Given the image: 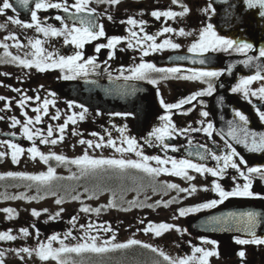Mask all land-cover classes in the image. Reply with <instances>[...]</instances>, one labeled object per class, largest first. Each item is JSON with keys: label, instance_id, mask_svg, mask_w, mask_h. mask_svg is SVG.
<instances>
[{"label": "flooded vegetation", "instance_id": "af4514ba", "mask_svg": "<svg viewBox=\"0 0 264 264\" xmlns=\"http://www.w3.org/2000/svg\"><path fill=\"white\" fill-rule=\"evenodd\" d=\"M13 4V8L8 9L0 15V24L6 25L0 28V58L4 56V48L2 44H8V51L13 55L24 56L34 49L28 44L29 39L39 38L42 41V47L45 52L53 53L54 59L60 56H72L77 51L83 53V59L94 58L98 67L95 70L91 68L88 74L76 76L74 80H82L86 78L93 79H125L131 76V69L141 63H149L155 65L158 69L180 68L179 76L191 75L193 70L199 71H219V77L205 78L201 80H190L177 78V74H169L167 72H149L145 79H129L140 81L151 86L154 97L156 99L157 109L149 117L135 116L129 111L107 110L99 107H90L80 102L66 98L65 96L54 91L60 82L66 80L65 75H72L59 68L48 69L40 72L35 67L24 68L16 63H0V96L7 99L0 101V116L4 119L0 120V141H11L19 144L21 147L28 149L33 145L40 149L45 155L55 153L63 155L68 160L81 157L85 151L88 155L95 158H124L140 160L141 157L136 156L135 152L118 153L114 148L107 145V140L112 139L117 146L127 147L126 143H122L125 137L135 138L138 150L145 156H160L162 159H188L193 163L202 164L205 167L216 169L223 167V161H217L212 158V154L223 156L230 152L227 148L228 144L233 147L235 145L225 134L222 125L233 122L232 117L239 121L235 115L236 111L241 112L248 118V123L257 121L264 123L259 118V112L264 111V99L259 96L245 97L242 92H232L241 79L255 75L253 70L256 69V57L259 51L256 45L247 53L237 52L235 50L208 52L203 55L188 52V48L192 43L199 39V32L209 23L213 25L217 34L228 39L243 42L244 35L232 37L233 31L225 32L222 30L221 24L223 16L219 15L221 6L215 4V0H182V4L186 5L190 11L187 15L177 17L175 19L161 17L157 19L152 16L153 11H167L169 9L179 12L182 11L181 4H173L172 0H120L119 4L112 5L106 2L97 3L91 0L90 7L95 8V13H79L78 17H86L92 19L95 24L103 25L105 35L98 37L96 40L85 42L82 49L77 48L75 44L65 43V39H70L64 35L61 36H44L43 33L35 31V27L28 29L20 25L8 21V17L19 18L23 22H31V12L35 10V0H29L28 5H23L18 0H9ZM53 3L63 2V0H52ZM71 5L75 0H67ZM209 4L215 8V12H205ZM75 10L70 7L69 12L63 9L47 8L38 10L37 15L41 21L42 27L52 26L57 29H64L65 25L71 27L75 24L80 27L79 19H74ZM61 19L57 20L56 17ZM111 16V19L108 17ZM129 18L136 19V25L127 23ZM143 21L141 25L139 22ZM144 31L141 32L140 28ZM164 27H172L175 31L164 33ZM183 28L192 35H178L179 29ZM94 30L98 31V28ZM137 32L139 37L145 35H156V42L162 43L165 39H171L174 43L181 45L178 49L164 48L159 51L149 50L148 55L144 56L142 48H147L151 42H145L143 46L129 47V41L135 45L136 38H132L130 32ZM16 34L22 47H16V41L5 39L10 34ZM113 37L121 38L120 43L115 48H101L96 51L98 45H106L109 39ZM243 40V41H241ZM110 54H112L110 56ZM254 57L250 62L248 57ZM179 57H188L181 60ZM204 59L205 63L200 64L199 60ZM230 69V71H229ZM156 80V83H152ZM212 83L214 91L209 95L197 97V100L190 104L182 105L180 109H166L164 104H175L181 99H186L196 92L205 91L208 83ZM262 81H254L249 88L253 91L258 90ZM12 89H20V92ZM41 99L37 101L36 96ZM24 96L32 97L27 101L22 109L17 101ZM48 99L54 103L49 105L48 114L33 112V109L42 105L43 100ZM163 101V103H161ZM8 104L10 107L6 108ZM70 105H72L70 107ZM83 106V107H81ZM84 112V119H79V114ZM191 109V111H188ZM207 111L209 115L203 117L202 112ZM23 112H27L29 117L33 119L37 114L41 115L40 123L35 124L34 128L39 129L46 136L48 126L54 129L52 138H58L60 133L58 126L63 125L69 116L75 114L76 124L69 122L68 127L64 131V140L53 144L39 143L40 137H36L33 141H29L22 132L21 125L15 128L11 126V117L15 116L23 123L25 117ZM59 113V119L53 120L52 117ZM171 115V121L178 129L207 127L208 123L213 125L212 135L209 136L203 131H188L184 134L174 132L171 137H166L164 143L170 147L165 149L160 142L150 134L154 129L163 127L165 121L161 119L166 115ZM242 122V121H240ZM243 123V122H242ZM121 129H124L123 133ZM15 133V135H11ZM76 133V134H74ZM96 133L97 135H93ZM104 137L105 146L101 148H88V145L81 144V139L85 141H93L100 143V137ZM177 149L173 151L172 149ZM236 148V147H235ZM0 151L8 153L7 156L0 158V200H13L11 197H36V199H18L23 203H33L37 201L38 194L26 196L30 189L36 188L40 195H45L48 191L52 195L58 192L59 197L63 198L64 205L69 202L73 205L68 210L56 214L51 212L42 213L39 217L33 216L30 212L25 213L23 208L19 212L15 211L9 218L1 217L0 232L11 230V234L17 239L10 241H0V251H3L5 264H57L55 260L42 261L35 254L19 253L21 248L34 249L38 243H47L48 239L57 235L64 240L66 245H75L81 242L87 228H81L80 225L87 226L92 223L95 227L90 232L96 235V229L99 228V235L102 239H110L113 233L116 236V243H124L129 239H137L143 243L151 244L154 248L162 250L166 255L176 258H184L192 255L194 247H203L205 249H214L218 255L210 258V264H264V245L238 244L237 239H251V234L241 230V226L231 221L224 224H216L211 226L201 218L207 217L209 213L217 212L214 217H227L229 213H241L254 211L259 213L258 223L255 233L258 237L264 238V199L258 197H229L223 203L217 204L214 208L201 209L199 212H189L185 216L179 215L180 209H188L196 207L200 204L219 200V194L213 190L214 183H219L226 191H231L237 184H243L245 181L239 176L237 169H225L223 175L213 177L210 173H197L194 169H188V174L193 177L188 180L182 176H175L169 173H161L157 177H151L146 173L135 169H129L128 175L136 177L132 179L119 180L113 177L111 170L108 172H99L97 174H89L81 176L80 169L77 165L71 163H60L54 158L50 159L47 164L43 161L32 159L27 152L20 157L19 163H13L11 159V149L6 146L0 147ZM239 153V151L237 150ZM240 154V153H239ZM240 157L241 154H240ZM240 157H233L239 162ZM246 164L241 165V170L248 167H262L263 164L253 163L243 157ZM152 167H158L157 162L150 160L148 162ZM52 167L56 170L55 179L50 185H38L33 181L25 180L20 177H9L8 172L19 173L24 172L36 175L41 172H47ZM163 167L171 168V164L163 165ZM112 177V178H109ZM235 177V179H233ZM254 193L264 195V180L259 176H252ZM169 183L178 184L181 188L191 189L195 186L196 191L191 195L187 192H179L177 189H169L166 187ZM87 189V191H86ZM207 189V190H205ZM6 193L7 197H1ZM80 193H84L96 199L99 196L106 195L110 201L114 200L116 207H107L109 204H83ZM72 194V195H70ZM79 195V200L72 199L73 196ZM88 197V198H89ZM175 198V202L168 204L167 207L163 203L157 205V201H170ZM17 200V199H16ZM153 205L147 207L146 205ZM91 208H102L101 212H81L83 206ZM139 205V206H137ZM103 206V207H102ZM12 209V208H11ZM123 209H128L127 211ZM118 211V212H114ZM78 219L72 223V217ZM50 217H55L50 219ZM213 217V218H214ZM7 219V221H5ZM10 219V220H8ZM141 221H144L142 224ZM149 222L152 224L168 223L175 225L176 228L163 232L161 236H156L154 232H145L144 229ZM111 226L112 232H104L102 227ZM27 228L29 235L23 236L20 229ZM68 232L72 233L71 237L67 236ZM75 237V239H73ZM215 241V244L205 243L204 241ZM53 248L61 247L59 239L52 242ZM243 250L246 255L241 258L238 253ZM23 257V259L21 258ZM66 259L69 264H168L159 252H153L151 249L134 245L127 249H118L103 255L91 253L77 256L76 254H68Z\"/></svg>", "mask_w": 264, "mask_h": 264}, {"label": "snow or ice", "instance_id": "6c2138e0", "mask_svg": "<svg viewBox=\"0 0 264 264\" xmlns=\"http://www.w3.org/2000/svg\"><path fill=\"white\" fill-rule=\"evenodd\" d=\"M19 3L23 5H28L29 0H18ZM91 0H75L74 3L71 5L68 4L67 0H63V2L53 3L52 0H35V10L31 12V22H23L19 18L8 17V21L21 27L31 29L35 27V31L38 33H43L44 36H61L64 35L66 37H70V39H65V43L75 44L77 48L82 49L84 47L85 42L96 40L98 37H102L105 35L103 25H97L92 19H88L86 17H78L75 14L79 13H95L96 9L90 7ZM97 3H103L105 0H96ZM107 3L116 5L120 3V0H106ZM223 2H227V0H223ZM173 4H181L182 11L176 12L171 9L167 11H153L151 13L152 16L160 19L161 17L175 19L177 17L185 16L189 13L190 9L182 4V0H172ZM244 3L247 5L249 9H258L259 15L261 18H264V0H244ZM73 8L75 13L73 14L74 19H79L80 27H77L73 24L71 27L68 25L64 26V29H57L52 26L42 27L41 21L38 18L37 12L41 9L47 8H56V9H63L64 12H69V9ZM13 9V4L9 2V0H0V15L4 14L6 10ZM203 11L208 12H215V8L212 7V4H209L207 8L203 9ZM111 19V16L108 17ZM57 20H60L61 17L57 16ZM130 25H136L138 21L133 18H129L127 21ZM141 25L144 23L143 21L139 22ZM6 25L0 24V28H4ZM98 28L99 30H94ZM140 31L143 32V27L140 28ZM164 33H170L175 31L172 27H164L162 30ZM132 38H136L135 45L129 41V47L135 46H143L145 42H151L147 45V48H142L143 55L147 56L149 50L151 51H159L164 48H172L178 49L181 47L180 44L174 43L171 39H165L162 43L156 42V35H161V33H157L156 35H145L143 37L137 38L138 34L135 31L130 32ZM178 35L186 36L192 35L190 32H186L183 28L179 29ZM5 39H11L16 41V47H22L19 43V40L16 37V34H10ZM121 38L113 37L109 39L106 45H98L96 51L99 52L101 48H115L116 45L120 43ZM28 44L31 46L34 51L31 53V58H29V54L25 53L23 57L20 55H13L9 52L8 44H2L4 48V56L0 58V63H16L24 68H33L35 67L40 72H44L48 69L59 68L62 71H66L68 73H72V75H65L64 79H75L78 75H87L89 69L95 70L98 65L95 63L94 58H87L83 59V53L77 51L72 56H60L59 59L53 58V53L45 52V49L42 47V41L39 38L36 39H29ZM253 48L251 43L247 42H239L233 39H228L223 36L217 34V31L213 27L211 23L207 24L200 32H199V39L192 43L191 46L188 48V52L190 53H198L203 55L208 52H217V51H229L235 50L241 53H247L249 50ZM112 54H110L111 56ZM259 57H264V47L259 49ZM179 59L184 60L188 59V57H179ZM254 57L249 56L248 61L250 62L253 60ZM200 64H204L205 60L200 59ZM132 75L125 77V79H145L149 72H167L169 74H177V78L181 79H190V80H201L205 78H213L219 77L221 72L219 71H199L193 70L191 75L187 76H179L181 69L176 68H169V69H158L153 64L149 63H141L138 66L134 67L130 70ZM230 71V69H229ZM261 71H264L262 69ZM261 71H257L255 75L248 76L240 80V82L232 88V92H242L245 97L248 96H259L261 99H264V83L261 84L258 90H251L249 86L254 81H262L264 82V75L261 74ZM152 83H156V80H152ZM2 83V82H0ZM92 83H95L94 81ZM13 91L20 92V89H12ZM214 91L212 83H208V87L205 91L196 92L189 96L186 99H181L178 103L175 104H164L166 109H180L182 105L190 104L192 101L197 100V97L204 96V95H211ZM7 98L4 96H0V101L6 100ZM33 99L32 97L24 96L22 99L17 101L19 106L23 109L27 103V101ZM37 101L41 98L37 95L35 97ZM54 103L51 100L44 99L42 105L37 106L33 109L35 113H43L44 115L48 114L49 105ZM163 103V101H161ZM72 105H70L71 107ZM6 108L10 107V105L6 104ZM83 107V106H81ZM191 111V109H188ZM84 112H87V109H84L83 112L79 114V119H84ZM203 117H207L209 113L204 111L201 113ZM235 115L239 118V121H242L244 125H247L248 118L239 111H236ZM23 116L26 118L25 121L22 123L21 120L17 119L15 116L11 117V126L15 128L17 125H21L23 135L29 140L33 141L36 137H40L39 143L41 144H53L55 145L58 141L64 140V131L68 127L69 122L72 124H76L75 114L69 116L67 120H65L63 125L58 126V131L60 133L58 138H52L54 134V129L51 125L48 126L46 136H44L39 129H35L34 125L41 122L42 117L41 115L37 114L35 118L29 117L27 112H23ZM259 118L261 121H264V111L259 112ZM4 117L0 116V120H3ZM53 120L59 119V113L56 116L52 117ZM165 121L163 127H158L154 129V131L150 134L151 136L155 137L161 145L165 149L169 148L170 146L164 143L166 137H171L174 132H179L180 134H184L188 131H203L207 133L209 136L212 135L213 125L211 123L207 124V127L202 129L197 128H189V129H178L175 124L171 121V115H166L162 117ZM232 122H230L231 124ZM124 129H121L123 133ZM237 131L241 133V135H237ZM76 134V133H74ZM11 135H15L12 133ZM93 135H97L93 133ZM228 135L232 136L233 139L237 141V143H243L246 147L249 146V137H251L250 141V150L251 151H261L264 150V133H261L259 137H257L256 133L250 132L247 127H231L229 130ZM100 143H93V141H85L81 139L79 142L81 144H87L88 148H101L105 146L103 143L104 137H100ZM122 143H126L127 147L117 146L116 142L112 139L107 140V145L115 149L118 153H126V152H135L136 156L141 157L140 160H133V159H124V158H95L88 155V152L85 153L81 157H77L72 160H68L67 157L63 155H57L55 153H51L50 155H45L40 149L36 146L35 143L28 149L21 147L17 143H13L11 141H0V147L6 146L7 148L11 149V159L13 163H19L20 157L24 155L26 152L30 155L32 159H36L37 157L39 160L43 161L45 164L52 158L60 163H71L78 166L80 169L81 176L89 175V174H97L99 172H108L111 170L113 173V177L119 180H127L132 179L133 181L136 180V177H130L128 175L129 169H135L140 172L146 173L151 177H157L161 173H169L175 176H182L188 180H192L193 177L188 174V169H194L197 173H210L213 177L223 175L225 169L229 167L232 169H237L239 176L244 179V183L237 184L235 188L231 191H226L224 188L221 187L219 183H214L213 190L219 194V200H212L207 203L200 204L196 207L188 208V209H180L179 215L185 216L189 212H199L201 209L207 208H214L217 204L223 203L224 200L228 199L229 197H258L264 199V195H260L254 193L252 190L253 181L252 176L257 175L261 180H264V168L262 167H248L245 170H241V165L246 164V161L243 157H240V154L237 152V149L233 147L231 144L227 145V148L230 149V152L219 156L215 153L212 154V158L217 161H223V167H219L216 169L205 167L202 164L193 163L191 160L188 159H162L160 156H145L141 151L138 150L137 142L135 138H128L125 137ZM173 151L177 149L173 148ZM8 153L5 151H0V158L7 156ZM233 157H240L239 162L233 159ZM150 160H154L157 162L158 167H152L148 162ZM171 164V168L163 167V165ZM9 177H20L25 180L33 181L38 185H50L51 182L55 179H58L56 176V170L52 167H49L47 172H41L36 175L27 174L24 172L13 173L8 172L6 173ZM2 178V177H0ZM112 178V177H109ZM235 179V177L233 178ZM169 189H177L179 192H187L191 195L193 192L196 191L195 186H192L191 189L188 188H181L178 184L169 183L166 185ZM207 190V189H205ZM87 191V189H86ZM52 195H56L55 192ZM12 199H36V197H24L23 195L18 197H11ZM92 198V197H89ZM74 200H79V195H75L72 197ZM57 204H62L63 198H58L55 201ZM175 202V198L170 201H157V205L163 203L165 207L168 204ZM139 206V205H137ZM147 207H153V205L149 204L146 205ZM103 207V206H102ZM107 207H116L115 201H109ZM102 208H91L90 206H83L81 207V212H96L99 214ZM127 211L128 209H123ZM4 212L9 213V218H12L11 214L14 212L13 209H3ZM47 212V209L44 210ZM64 209H60V212H63ZM60 212L56 213V217L60 215ZM32 215L39 217L41 215L40 211L35 209L32 210ZM260 214L254 211H247L241 213H229L227 217H214L212 218V223L216 224H224L228 223L229 221L240 225L241 230L248 232L251 234V239H237L238 244L248 245V244H255V245H264V238L258 237L255 233V228L258 223V216ZM55 217H50V219H54ZM78 217L73 216L71 222L75 223ZM143 224L144 221H141ZM81 228H87L84 237L81 238V242L76 243L75 245H66L63 239H60L57 235H53L48 239L47 243H38V246L34 249L30 248H21L18 250L19 253H28L29 255L35 254L40 258L42 261L48 260H55L57 264H69V261L66 259L68 254H76L77 256H82L86 253L96 254V255H103L109 253L111 251H115L118 249H127L134 245L142 246L143 248L151 249L153 252H159V255L164 258V260L168 261V264H210V258L213 256L218 255V253L214 249H205L203 247H194L193 253L190 256L184 258H176L173 259L172 257L166 255L162 250L154 248L151 244L143 243L137 239H129L127 242L124 243H116V236L115 233L111 236L110 239H102L99 235V228L96 229L97 234L91 235L90 232L95 227L92 223H89L87 226L80 225ZM102 227L104 232H112L111 226L104 225ZM172 229H176L175 225L168 224V223H160V224H152L149 222L148 226L144 229L145 232H154L156 236H161L163 232L169 231ZM20 232L23 236L27 237L29 235V231L27 228L20 229ZM72 233L68 232L65 239L71 237ZM17 237L11 234V230L0 232V241H10L15 240ZM61 244L59 248H53L52 242L57 241ZM75 239V237H73ZM205 243L215 244V241H208L205 240ZM3 251H0V257H3ZM238 255L241 258H244L246 253L245 251L241 250ZM23 259V257H21ZM0 264H5L4 260L0 258ZM75 264V262H73Z\"/></svg>", "mask_w": 264, "mask_h": 264}, {"label": "water", "instance_id": "95a60500", "mask_svg": "<svg viewBox=\"0 0 264 264\" xmlns=\"http://www.w3.org/2000/svg\"><path fill=\"white\" fill-rule=\"evenodd\" d=\"M219 3L222 6L224 15H233L235 10L236 14L241 15L239 17L236 15L237 19H240L246 25H241V27L248 28L246 30L250 35L254 36L255 40L260 38V36H255L258 33L256 30L259 29V25H261V33L264 35V18L260 17L258 9L243 11L242 6H247L244 0H227V2L219 0ZM93 81L95 83H92ZM54 91L90 107H99L110 111H129L137 117L143 116L147 118L157 109L156 99L151 86L138 81L125 79L64 80L54 87ZM231 127H237V129L247 127L250 132L256 133L257 137H259L261 133H264V124L251 121V123L244 125V123H240L239 121H233L231 124L222 125L225 134L237 147L242 156L254 163L264 162V150L251 151V137H249L248 147L243 143H237L232 136L228 135ZM237 135L239 136L241 133L237 131ZM216 214L217 212H212L207 217L201 218V220L206 221L211 226H216L215 223L211 222Z\"/></svg>", "mask_w": 264, "mask_h": 264}, {"label": "rangeland", "instance_id": "374dc122", "mask_svg": "<svg viewBox=\"0 0 264 264\" xmlns=\"http://www.w3.org/2000/svg\"><path fill=\"white\" fill-rule=\"evenodd\" d=\"M38 194L39 196L37 197V201L33 202L31 204L29 203H23L20 200H0V216L1 217H7L6 212L3 211V209H14L15 211L19 212L21 208L25 210V213L30 212L32 215V210L35 209L37 211H40L42 213H45V209H47V212H51L56 214L57 212H60V209H65L68 210L73 205H70L69 202L65 203L64 205H58L55 201L57 200L56 197H59L58 192H56V195H49L51 191H48L45 195H40V192L36 188H32L29 190L28 194L27 191L25 192L26 196H30L31 194ZM72 195V194H70ZM81 196V201L84 202L83 204H106L110 201V198L107 197L106 195L99 196L96 199H90L88 198L89 195L80 193ZM1 197H7L6 193L1 194ZM118 212V211H114ZM2 219H0L1 221ZM10 220V219H8ZM7 221V219H5ZM1 224V222H0ZM49 261V260H48ZM50 262V261H49Z\"/></svg>", "mask_w": 264, "mask_h": 264}]
</instances>
